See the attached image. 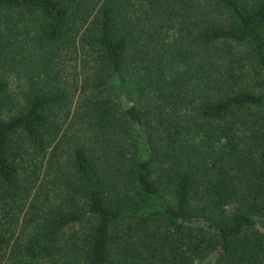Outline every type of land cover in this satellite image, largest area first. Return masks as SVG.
Returning a JSON list of instances; mask_svg holds the SVG:
<instances>
[{
	"label": "trees",
	"instance_id": "trees-1",
	"mask_svg": "<svg viewBox=\"0 0 264 264\" xmlns=\"http://www.w3.org/2000/svg\"><path fill=\"white\" fill-rule=\"evenodd\" d=\"M0 264H264V0H0Z\"/></svg>",
	"mask_w": 264,
	"mask_h": 264
}]
</instances>
